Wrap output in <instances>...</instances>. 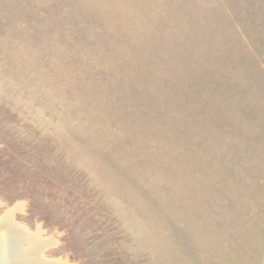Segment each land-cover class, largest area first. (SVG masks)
<instances>
[{
  "label": "rangeland",
  "instance_id": "1",
  "mask_svg": "<svg viewBox=\"0 0 264 264\" xmlns=\"http://www.w3.org/2000/svg\"><path fill=\"white\" fill-rule=\"evenodd\" d=\"M19 202L68 264H264V0H0Z\"/></svg>",
  "mask_w": 264,
  "mask_h": 264
},
{
  "label": "bare ground",
  "instance_id": "2",
  "mask_svg": "<svg viewBox=\"0 0 264 264\" xmlns=\"http://www.w3.org/2000/svg\"><path fill=\"white\" fill-rule=\"evenodd\" d=\"M24 209L25 203L19 202L0 217V264H68L62 259L44 256L47 249L59 244L56 238L44 237L40 227L30 232L27 226L15 221L16 213ZM26 244L28 249L24 248Z\"/></svg>",
  "mask_w": 264,
  "mask_h": 264
}]
</instances>
